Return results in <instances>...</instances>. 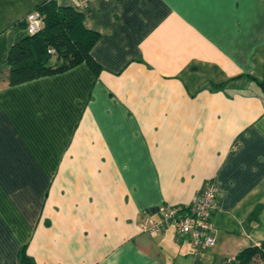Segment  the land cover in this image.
Segmentation results:
<instances>
[{
	"label": "crops",
	"instance_id": "crops-1",
	"mask_svg": "<svg viewBox=\"0 0 264 264\" xmlns=\"http://www.w3.org/2000/svg\"><path fill=\"white\" fill-rule=\"evenodd\" d=\"M43 0H0V264H225L264 240V0H94L98 71L10 82ZM73 6L77 0H56ZM217 187L215 244L142 220ZM264 264V258L258 263Z\"/></svg>",
	"mask_w": 264,
	"mask_h": 264
},
{
	"label": "trees",
	"instance_id": "trees-1",
	"mask_svg": "<svg viewBox=\"0 0 264 264\" xmlns=\"http://www.w3.org/2000/svg\"><path fill=\"white\" fill-rule=\"evenodd\" d=\"M35 10L42 17V26L34 34L14 43L9 48L10 82L20 83L42 75L67 70L87 62L94 71L99 64L90 54L98 39V32L84 25V16L73 6L59 5L56 0H43ZM263 86L262 81L251 76ZM20 264L32 263L25 248L19 252ZM264 258V240L238 251L231 264H258Z\"/></svg>",
	"mask_w": 264,
	"mask_h": 264
},
{
	"label": "built area",
	"instance_id": "built-area-1",
	"mask_svg": "<svg viewBox=\"0 0 264 264\" xmlns=\"http://www.w3.org/2000/svg\"><path fill=\"white\" fill-rule=\"evenodd\" d=\"M94 0H77L78 11L85 9ZM26 30L36 34L42 26V17L36 10L26 16ZM217 207V187L209 181L186 205L162 206L157 218L145 217L140 223L143 231L157 233L171 227L177 234L187 236L195 251H204L214 246L212 216Z\"/></svg>",
	"mask_w": 264,
	"mask_h": 264
},
{
	"label": "water",
	"instance_id": "water-1",
	"mask_svg": "<svg viewBox=\"0 0 264 264\" xmlns=\"http://www.w3.org/2000/svg\"><path fill=\"white\" fill-rule=\"evenodd\" d=\"M225 264H231L230 262H227V263H225Z\"/></svg>",
	"mask_w": 264,
	"mask_h": 264
}]
</instances>
